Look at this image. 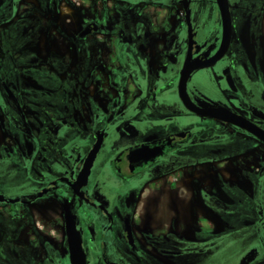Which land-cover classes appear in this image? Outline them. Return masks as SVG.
<instances>
[{
    "label": "flooded vegetation",
    "instance_id": "af4514ba",
    "mask_svg": "<svg viewBox=\"0 0 264 264\" xmlns=\"http://www.w3.org/2000/svg\"><path fill=\"white\" fill-rule=\"evenodd\" d=\"M72 247L264 264V0H0V264Z\"/></svg>",
    "mask_w": 264,
    "mask_h": 264
},
{
    "label": "water",
    "instance_id": "95a60500",
    "mask_svg": "<svg viewBox=\"0 0 264 264\" xmlns=\"http://www.w3.org/2000/svg\"><path fill=\"white\" fill-rule=\"evenodd\" d=\"M81 248L79 247H75L73 248L72 247V261H73V264H85L84 263V255L83 253L81 252ZM80 254V256H79Z\"/></svg>",
    "mask_w": 264,
    "mask_h": 264
},
{
    "label": "rangeland",
    "instance_id": "374dc122",
    "mask_svg": "<svg viewBox=\"0 0 264 264\" xmlns=\"http://www.w3.org/2000/svg\"><path fill=\"white\" fill-rule=\"evenodd\" d=\"M45 225L43 224H38V227L40 228V229H42L43 231H44V227ZM234 252V251H233ZM226 255H227V257L229 258V261H234V259L237 257V253H236V255L234 254V253H232V254H230V252H227V253H225ZM225 254L223 255V257L225 256ZM230 256H232V258H233V260H232V258L230 257Z\"/></svg>",
    "mask_w": 264,
    "mask_h": 264
}]
</instances>
